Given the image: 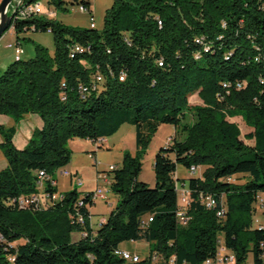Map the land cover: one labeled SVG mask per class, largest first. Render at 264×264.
Segmentation results:
<instances>
[{"label":"trees","instance_id":"obj_1","mask_svg":"<svg viewBox=\"0 0 264 264\" xmlns=\"http://www.w3.org/2000/svg\"><path fill=\"white\" fill-rule=\"evenodd\" d=\"M48 1L64 11L91 6ZM13 26L19 43L29 31L51 32L55 50L35 43L34 56L14 60L0 75V114L19 122L36 113L44 123L23 149L13 141L16 125L0 124L7 159L0 170V264H125L115 251L128 240L150 244V255L134 264H153L156 254L161 264H204L215 257L219 235L236 264H264V228L255 224L264 194V0H113L102 29L40 17ZM76 45L81 49L73 51ZM97 74L103 81L92 89ZM195 93L203 104H191ZM228 110L254 128L245 135L253 145ZM163 123L173 124L175 135L156 154L150 187L139 179L142 159ZM125 124L135 126L137 150L126 151L111 170L119 200L96 234L89 192L84 224L72 217L81 196L76 188L44 208L17 206L15 198L39 191L41 172L50 176L45 191L58 192L52 179L71 162L69 139L97 142ZM179 163L205 167L188 181L193 201L186 225L177 219ZM236 176L245 179L229 180ZM201 191L216 197V208L201 204ZM77 230L87 235L73 240Z\"/></svg>","mask_w":264,"mask_h":264},{"label":"rangeland","instance_id":"obj_2","mask_svg":"<svg viewBox=\"0 0 264 264\" xmlns=\"http://www.w3.org/2000/svg\"><path fill=\"white\" fill-rule=\"evenodd\" d=\"M90 2L94 12L97 28L102 29L104 27V18L106 15V11L112 6L113 0H90ZM51 6L57 11L58 14L55 19L62 21L66 25L75 27H90L91 14L81 12L78 8V5L75 4L70 6L69 11L59 9L54 4H52ZM13 27L14 26L12 25V28ZM25 34H29L30 38L28 37L26 39H22L21 41L23 44V49L26 50V52L22 54L23 59H28L34 56L35 43H40L46 46L51 53L54 52V37L51 32L29 31ZM9 43H12L14 47H9ZM15 45L16 39L9 29L0 38V75L14 60H16V58L14 57ZM198 96L191 97L190 102L192 105L197 104L198 101H202L200 104H203V100L200 96ZM218 98L219 100H222V97L219 96ZM235 116H241L243 118V116L237 111H227L228 118H233ZM240 129L242 130V127ZM174 135V125L170 123H163L159 126L155 134L152 136L147 151L143 156L142 171L139 175V179L148 183L150 187H154L156 185V175L154 171L156 154L162 147H166L169 144L173 143ZM105 139L106 140L98 141L99 147H97L96 143H94L90 139L79 137L69 139V141L67 142V147L72 151L71 162L68 165L60 168L56 174V178L58 179L59 184V194L76 188L81 195H84L85 193L95 190L98 186H100L105 191H107V195L110 201L118 202L119 195L113 191L111 185L107 184L104 179L98 181L97 175L99 174V172H102V174L107 175V177L112 181L114 172L110 170V166L115 165L117 167H120L122 165L124 153L126 151H130L133 154L136 153L137 148L135 126L131 124H125L116 134ZM72 164H75L78 169V175L73 176V182H71L70 177H66L65 175L61 174L62 170H69L75 174L76 169L72 167ZM204 169L205 167L200 166V170L194 175L190 172L189 168L179 163L175 172V178L177 179V181H179L177 183L181 184L184 181L188 183L191 177L202 175ZM79 176L83 180L82 184H79L78 182L76 183V179ZM231 179L233 182H236L237 180L243 181L245 178L243 176H236L231 177ZM91 208L93 209V213L95 214L93 215L94 220H97L101 216V214L106 215L107 212L111 210L109 204L107 203V200L101 198L97 199L96 204L92 205ZM261 214L262 210L259 208L257 213L255 214V217H261ZM79 234H81L79 230L72 232V235L75 238L78 237ZM123 243L129 246L132 251H135L141 259H145L150 255L148 245L145 242L128 240ZM161 263V259L159 261H153V264ZM125 264L134 263L127 260Z\"/></svg>","mask_w":264,"mask_h":264},{"label":"built area","instance_id":"obj_3","mask_svg":"<svg viewBox=\"0 0 264 264\" xmlns=\"http://www.w3.org/2000/svg\"><path fill=\"white\" fill-rule=\"evenodd\" d=\"M20 1H28V12H20ZM2 0H0V4H1ZM15 6V19L13 21L12 24L15 23L16 19H28V18H35V17H40V18H46V19H55L57 17V11L55 9L52 8L50 2L48 0H13L12 3V7L11 9L13 10ZM78 8L81 12L84 13H90L91 17H90V26L93 28H97V24H96V20H95V16H94V12L92 7H88L85 6L83 4L78 5ZM158 24L160 26H162V21L158 18ZM12 28V26H11ZM9 47H14V45L12 43L8 44ZM81 49V46L76 45L75 48L73 49V51ZM24 53V49L23 47L20 45L19 42H16L15 45V56L14 57H21L22 54ZM72 55V54H71ZM160 65H162V63H160ZM125 78V74L122 73L120 76L121 80H124ZM103 81V76L100 74L96 75V79L95 81L92 82L91 84V88L92 89H97L99 86V82ZM226 86V85H225ZM245 86V84L242 83H238L237 87L238 89H241ZM81 90L82 92H87L90 89H88V87H82L81 86ZM104 139H101V141ZM117 166L115 165H111L110 166V170H114L116 169ZM190 172L193 173L194 175L200 170L199 166L196 165H192L189 168ZM104 172V171H103ZM61 174L65 175V176H75L78 175L77 173H72L69 170H62ZM200 176V175H199ZM46 179H50V176L47 175V173L45 172H41L39 174V181H38V189L39 191L37 193L31 194V195H25V197H17L15 198V202L17 203V206L21 209H26V208H44L48 205L54 204L55 202L61 200L64 195L63 193H58V192H54V193H49L45 191V185L44 182ZM104 179V181L107 184H112V181L110 180V178L107 177V175L102 174V172H99V174L97 175V180H102ZM229 180L232 181L231 178H229ZM82 184L83 180L82 178L79 176L76 179V183ZM57 184V181L52 179V185L55 186ZM177 194H178V208H177V219H178V224L179 225H186L188 223V221L190 220V216H189V209L191 206V203L193 201L192 198V190L189 186V183L185 184H179L177 183ZM90 194L89 197L92 201H96L97 199L101 198V199H106L107 201L109 200L108 195H107V191H105L103 188H101L100 186H98L95 190H92L89 192ZM85 194L81 195L76 204L75 207L77 208L76 214H74L72 217L75 219V222L80 223V224H84L85 222V216L82 213L81 209L82 207L85 206ZM198 199L201 202V204H203L205 207L210 208V209H214L216 208L217 204H218V200L216 199V197L209 193V192H199L198 193ZM257 208L262 210V214L261 217H255V224L260 228H264V194L260 195L258 197V201H257ZM226 213V207L224 204H222L221 208H218L217 210V216L220 218H223L225 216ZM153 218L149 217V222L152 221ZM104 221H102L103 223ZM101 223V225H102ZM147 223H144V225H146ZM82 232V236H86L87 235V231L83 230ZM116 255L124 258L125 260H129L132 261L133 263L139 262L140 261V257L137 254H133L132 252L128 251V250H124L122 248H118L115 251ZM160 256L159 255H155L153 257V261H159L160 260ZM236 255L235 253L230 250L224 240V237L222 235H219L218 238V245H217V251H216V255L214 258H208L206 259V261L204 262V264H233L236 263ZM187 264V263H184Z\"/></svg>","mask_w":264,"mask_h":264},{"label":"crops","instance_id":"obj_4","mask_svg":"<svg viewBox=\"0 0 264 264\" xmlns=\"http://www.w3.org/2000/svg\"><path fill=\"white\" fill-rule=\"evenodd\" d=\"M10 31H11L12 35L15 37L16 42H17V34H16L15 30L13 28H10ZM28 37L30 38V35L29 34H21V39H20V45L21 46H23V44L21 42L22 39H26ZM24 52H26L25 49H24ZM196 96H198V93H195L191 97H196ZM201 102L198 101L197 104H200ZM228 120L231 121V122L236 123L240 128L242 127V130H241V132H242V138L245 140L246 143H248L250 145H253L255 143V140L254 139H247L245 137L246 134L253 132L254 131V128L252 126H248L245 123V121L243 120V118L241 116H235L233 118H228ZM243 123H244V125H243ZM0 124L1 125H5V126H13V125H16L17 131H16V133L14 135L13 141H14V144H15V146L17 148L23 149L27 145V143L29 142V140L32 137L34 131L37 130V129H41L43 127V124L44 123H43L42 118L38 114H36V113H29L24 118H22L19 122H16L9 115L0 114ZM243 129H244V132H243ZM102 139L106 140L105 138H102ZM2 141H3V137L0 134V143ZM93 142L96 143L97 147H99V142L98 141L97 142L96 141H93ZM0 151H1L0 152V170H2L3 168H5L7 166V159H6L5 155H3V152H2L1 149H0ZM72 167L76 169V173L78 174L77 166L75 164H72ZM66 177H70L71 182H73V176H66ZM56 181H57V188L59 190L58 179H56ZM177 182H179V181H177ZM183 183L186 184L185 181L182 182L181 184H183ZM107 203L109 204V207L111 208V210L109 212H107V214H106L107 216L104 215V214H101V216L97 220H94L93 215H95V214L93 213V209L90 207V213H91L90 222H91V226L93 228V233H95V234H96L97 230L99 229V227L101 226L102 221L105 222L108 219V216L110 215V213L112 212V210L115 208V206L117 204V201L114 202V201H110V199H109L107 201ZM94 204H96V201H95ZM81 237H82V232L76 238L73 237V235H72L73 240H78ZM139 242H145L148 245V248H149V251H150V244H149V242H147L145 240H140ZM120 247L122 249H124V250H128V251H130V252H132L134 254H137L135 251H132L131 248L129 246H127L125 243H122L120 245ZM233 264H236V263H233Z\"/></svg>","mask_w":264,"mask_h":264},{"label":"water","instance_id":"obj_5","mask_svg":"<svg viewBox=\"0 0 264 264\" xmlns=\"http://www.w3.org/2000/svg\"><path fill=\"white\" fill-rule=\"evenodd\" d=\"M12 3L13 0H2L0 4V38L7 30L11 28L15 19V6L12 10Z\"/></svg>","mask_w":264,"mask_h":264},{"label":"bare ground","instance_id":"obj_6","mask_svg":"<svg viewBox=\"0 0 264 264\" xmlns=\"http://www.w3.org/2000/svg\"><path fill=\"white\" fill-rule=\"evenodd\" d=\"M20 12H28V3H27V1H20ZM20 58L21 57H16V60H19Z\"/></svg>","mask_w":264,"mask_h":264}]
</instances>
